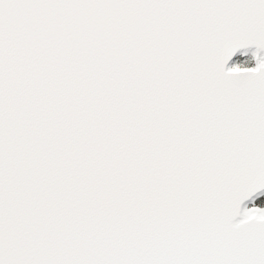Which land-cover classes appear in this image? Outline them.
Instances as JSON below:
<instances>
[{
    "label": "snow or ice",
    "instance_id": "obj_1",
    "mask_svg": "<svg viewBox=\"0 0 264 264\" xmlns=\"http://www.w3.org/2000/svg\"><path fill=\"white\" fill-rule=\"evenodd\" d=\"M0 264H264V0H0Z\"/></svg>",
    "mask_w": 264,
    "mask_h": 264
}]
</instances>
